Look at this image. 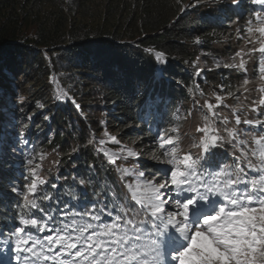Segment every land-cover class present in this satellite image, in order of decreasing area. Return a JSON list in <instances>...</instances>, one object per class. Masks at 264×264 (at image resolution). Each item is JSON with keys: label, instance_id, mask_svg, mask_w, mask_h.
<instances>
[{"label": "trees", "instance_id": "1", "mask_svg": "<svg viewBox=\"0 0 264 264\" xmlns=\"http://www.w3.org/2000/svg\"><path fill=\"white\" fill-rule=\"evenodd\" d=\"M192 2L0 0V231L12 226L13 206L20 197L11 188L23 183L28 168L16 152L18 139L12 145L15 158L6 153L11 150L5 123L12 121L15 136L25 135L30 143L37 139L42 149H59L60 180L47 186L54 201L59 197L76 203L65 192L74 196L77 187L84 197L110 204L112 193L125 189L122 175L106 162L101 147L118 152L123 142L137 141L147 155L163 161L158 131L169 134L181 127L180 116L187 121L192 116L190 131H195L203 117L196 101L203 105L211 98L215 103L212 93L219 85L234 91L242 83L243 74L214 65L230 63L241 47L232 26L236 17L243 32L248 14L258 9L250 0H240L239 10L233 0H199L180 11L182 4ZM157 51L166 54V63L157 60ZM197 67L205 69L199 76ZM248 87L256 98L254 86ZM58 90L80 108L57 101ZM231 101L238 100L228 98L226 103ZM105 129L121 143L101 145V139L107 141ZM141 161L145 174L159 175L165 167ZM51 207L57 205L52 202Z\"/></svg>", "mask_w": 264, "mask_h": 264}, {"label": "snow or ice", "instance_id": "2", "mask_svg": "<svg viewBox=\"0 0 264 264\" xmlns=\"http://www.w3.org/2000/svg\"><path fill=\"white\" fill-rule=\"evenodd\" d=\"M239 2L233 0L237 6ZM250 2L259 10L248 14L243 32L236 30L242 46L230 63L217 61L214 69L223 67L247 77L249 61L258 56L256 72L264 81V0ZM198 3L182 4L180 11ZM196 43H200L198 36ZM155 56L167 62L164 52L157 51ZM198 62L199 57L194 64ZM204 71L197 67L195 75ZM249 83L244 78L234 91L221 84L212 93L215 103L211 98L203 105L196 101L206 114L196 128L199 136L192 137L187 151L180 147L178 135L157 132L158 148L167 165L158 170L159 175L149 173L151 178H147L135 165L118 164L140 159L141 153L132 147H121L118 152L101 147L109 165L122 176L132 177L122 186L126 191L112 193L110 204L69 203L59 197L54 201L47 191L49 181L39 174L41 165L27 159L22 185L11 188L20 199L13 206V223L3 241L15 264H264V84L250 103L235 107L226 103L228 98L239 101L240 95L247 100L246 94L252 92ZM56 100L80 108L62 90ZM221 106L229 109L232 119L217 111ZM248 112L255 118H248ZM105 136L107 141L101 139V145L121 143L106 129ZM219 151L231 162L217 159ZM78 183L84 186L86 181ZM68 196L71 200V192ZM0 235L5 233L0 231Z\"/></svg>", "mask_w": 264, "mask_h": 264}, {"label": "rangeland", "instance_id": "3", "mask_svg": "<svg viewBox=\"0 0 264 264\" xmlns=\"http://www.w3.org/2000/svg\"><path fill=\"white\" fill-rule=\"evenodd\" d=\"M230 1H232V0H230ZM245 2H247V1L245 0ZM240 4H241V2H239V5ZM235 8L239 10V8L236 4H235ZM232 26H234L235 33H236L237 29L241 30L240 25H236L235 23H232ZM235 39H237L236 34H235ZM239 43L242 46V41H239ZM257 59H258V56H254L252 58V60L249 61L248 65H247L248 73H247V77H245L247 79H249V78L252 79V81L249 83V85L252 84L254 86V90H257L262 84H264V81H262L260 79V77L258 76V74L256 72V67H257L256 61H257ZM249 65H250V67H249ZM253 92L250 93L249 102H247V100H245V102H243V98L240 97L239 101H231V104L229 103L228 105L235 107L238 103H244V104L250 103L251 100L254 99ZM222 109H224V110L217 109V111L225 113L227 116H229L230 119H232V113L229 111V109L225 108V107H222ZM199 110L201 111L202 116L206 114V110H202V109H199ZM191 117L192 116H190L188 118V121H187V119H185L183 116H180L179 117L180 118L179 124L181 127L178 126L179 128L176 127L175 129H170L171 133L168 134V135H173V136L178 135L180 137V141H179L180 147L185 151L188 150V146L192 142V137L193 136H196V137L199 136L198 133H195L196 130L193 132L190 131ZM243 118H244V116L241 115V119H243ZM248 118H255V114L248 112ZM11 123H12V121L7 122L3 126V128L6 129L7 134L9 136V139L6 136V140L7 139L9 140V141H7L6 146H9V148L11 150V151L6 150V153L9 156H13L15 158V153H14L15 152V145L14 146H12V145L15 144V142L18 139L19 145H17V151L16 152H17V154H19V156L22 157V161L24 163H26L27 159H29V158L34 159V164H40L41 165V168L38 170L40 176L42 178L46 179L47 181L54 182L55 184L58 183L60 180L58 178V175L60 174L58 166L60 163L59 160H60V155H61L59 149H55V150L42 149L39 147V145H38L39 141L37 139H34V141L30 143V141L27 140L28 137L25 135H22L20 137L18 135L15 136V124L12 125ZM200 123H201V121H200ZM241 127H244V126L241 125ZM247 130L248 129L245 128V131H247ZM124 146L134 148L136 151L141 153V157L139 160L134 159V158L122 160L121 163L119 164L122 167H132L133 165H135L136 169L143 171V168L141 165L142 158L145 161L162 164L165 167L167 166L166 164L163 163V161H160V160H157L154 158V157H158V155H153V154L147 155L146 151L144 152V150L141 147H139V142H137V141H135V142L125 141L122 143L121 147H124ZM226 147H227V145H226ZM192 151H193V155H195L196 154L195 150H192ZM229 151H231V149H229ZM41 155H43V157H44V159L42 161L39 159V157ZM162 158H163V156H162ZM217 159H226L227 162H231L230 159L225 157V154L223 151H219V153H217ZM27 167H29V166L27 165ZM118 173L120 174L119 171H118ZM123 177L125 179H122V181L124 182L126 180L125 183L131 181V179H132V177H127V176H123ZM146 177L151 178L150 176H148V174H146ZM76 188H74L75 191H73V192L75 195L72 196V200H76V203H80L81 201L87 202L88 200H90L89 198L84 197V194H79L78 191L76 190ZM81 189H84V187L81 186ZM68 193H69V191L65 192V194L67 196H68ZM93 202H96V200L94 199ZM77 210H79V209H77ZM5 239H7V237H5L4 240ZM4 240H2V241H4Z\"/></svg>", "mask_w": 264, "mask_h": 264}, {"label": "bare ground", "instance_id": "4", "mask_svg": "<svg viewBox=\"0 0 264 264\" xmlns=\"http://www.w3.org/2000/svg\"><path fill=\"white\" fill-rule=\"evenodd\" d=\"M247 11H248V10H247ZM250 13H251V12H250ZM246 14H247V13H246ZM186 21H187V20H186ZM207 79H208V78H207ZM162 80H163V79H162ZM184 94H185V93H184ZM170 103H171V101H170ZM150 138H151V137H150ZM57 139H58V138H57ZM151 139H152V138H151ZM103 178H104V177H103ZM21 185H22V184H21ZM2 194H3V193H2ZM13 196H14V195H13ZM15 199H16V198H15ZM105 199H106V198H105ZM108 199H110V198H108ZM93 201H94V200H92V199L89 200V201H88L89 205H90V203L93 202Z\"/></svg>", "mask_w": 264, "mask_h": 264}]
</instances>
